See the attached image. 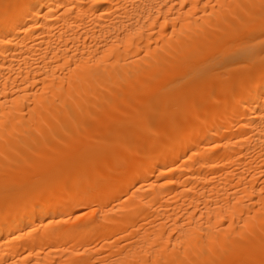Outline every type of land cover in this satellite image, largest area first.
I'll return each mask as SVG.
<instances>
[{"label":"bare ground","instance_id":"bare-ground-1","mask_svg":"<svg viewBox=\"0 0 264 264\" xmlns=\"http://www.w3.org/2000/svg\"><path fill=\"white\" fill-rule=\"evenodd\" d=\"M0 264H264V0H0Z\"/></svg>","mask_w":264,"mask_h":264}]
</instances>
